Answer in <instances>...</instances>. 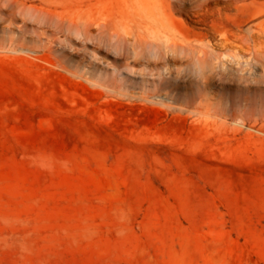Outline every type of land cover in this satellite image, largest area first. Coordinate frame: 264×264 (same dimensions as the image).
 Wrapping results in <instances>:
<instances>
[{
    "label": "rangeland",
    "instance_id": "374dc122",
    "mask_svg": "<svg viewBox=\"0 0 264 264\" xmlns=\"http://www.w3.org/2000/svg\"><path fill=\"white\" fill-rule=\"evenodd\" d=\"M20 1L0 264H264V38L229 20L264 0Z\"/></svg>",
    "mask_w": 264,
    "mask_h": 264
},
{
    "label": "bare ground",
    "instance_id": "6f19581e",
    "mask_svg": "<svg viewBox=\"0 0 264 264\" xmlns=\"http://www.w3.org/2000/svg\"><path fill=\"white\" fill-rule=\"evenodd\" d=\"M169 1L171 4L174 3V0H169ZM213 1L215 0H204L202 1V4H210ZM224 1L227 3L225 7L230 8L234 4H236L239 0H224ZM79 2L81 3V0ZM17 3H19L21 9L22 8L24 9V5H25L24 1L13 0L12 4L15 5ZM239 9L242 10V15L240 17H232L229 19L234 26V30L236 34L244 32L242 39L248 43H250L252 40L255 41L257 39L259 40L264 38V19L256 21L257 19H259L260 16L264 15V8L258 10H252L249 9V7H247L246 5H241L239 6ZM249 22H253V23H251V25L245 28V25L248 24Z\"/></svg>",
    "mask_w": 264,
    "mask_h": 264
}]
</instances>
